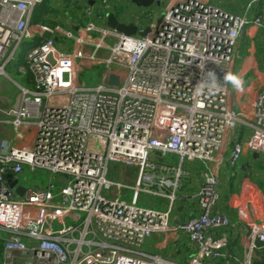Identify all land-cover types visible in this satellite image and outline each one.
Masks as SVG:
<instances>
[{"label":"built area","instance_id":"built-area-1","mask_svg":"<svg viewBox=\"0 0 264 264\" xmlns=\"http://www.w3.org/2000/svg\"><path fill=\"white\" fill-rule=\"evenodd\" d=\"M96 1L102 13H110V0ZM43 2L0 0V76L9 75L20 47L33 42L27 65L18 66L26 82L32 76V86L17 83L14 103L0 97V127L14 133L0 138L2 264H181L143 250L148 237L167 232H183L195 246L186 264H254L264 248L258 244L264 222L242 218L248 221L243 254L229 250L233 225L216 210L221 200L216 165L236 167L247 149L264 155V90L247 121L234 107L230 88L239 36L250 24L264 26V8L254 17L237 16L204 0H166L160 25L153 10L157 2L142 7L134 22L118 17L138 31L150 29L144 35L100 29L89 21L85 33L75 35L60 25L34 24L33 11ZM85 13L90 20L92 7ZM46 31L74 38L77 47L62 51L54 36L36 41ZM95 31L115 41L108 46L97 41L90 57L105 71L97 85L86 86L78 59ZM104 47L108 53L99 59ZM111 75L118 85L109 83ZM191 163L203 167L193 195L199 213L172 223ZM110 164L137 169L135 183L108 177ZM26 166L61 174L66 182L20 196L8 175L17 179ZM125 188L133 190L132 202L122 198ZM142 192L167 198V209L139 205Z\"/></svg>","mask_w":264,"mask_h":264},{"label":"crops","instance_id":"crops-1","mask_svg":"<svg viewBox=\"0 0 264 264\" xmlns=\"http://www.w3.org/2000/svg\"><path fill=\"white\" fill-rule=\"evenodd\" d=\"M50 10L46 15L40 17L38 21H34L32 15V21L34 24H44L48 27L54 28L59 25L60 20H67L71 26L70 30L75 35L85 33V25L87 22H93L100 29H109L106 24L107 14L101 12V8L96 0H49ZM209 4L218 6L228 13L235 14L237 16H251L258 15L262 8H264V0H256L252 7H249V2L252 0H204ZM111 11L116 13V8L122 9V15L120 18L127 22H134V15L143 10L142 7L137 6L131 0H110ZM92 7L93 17L89 20V17L85 13L87 7ZM61 26V25H60ZM62 27V26H61ZM63 28V27H62ZM50 34L57 40L58 47L63 51H73L77 46L74 42L71 46H61L60 38L63 36L58 31H46L44 34ZM44 34L38 36L36 41L45 37ZM91 39L90 44H85L83 48L84 56L79 58L80 68L82 71L91 70L92 73L95 70L100 69V81L105 71V65H97L98 60L92 59L90 54L94 52L97 41H102L104 45L112 44L115 39L110 36H104L101 31H95L88 35ZM33 42L23 44L18 52L19 60L25 66L27 65L25 60V54L32 46ZM108 53L106 47L100 50L97 55L98 58H104ZM99 58V59H100ZM79 76V72H78ZM80 78V77H79ZM32 76L29 75L28 81L24 80V84H31ZM232 91V103L234 107L242 111L246 115V120H252V103L258 96V94L264 90V26L250 24L240 34L238 44L235 51V59L233 64V79L230 85ZM1 103V101H0ZM240 130L245 131L244 125L240 126ZM250 131V128H249ZM10 133V135H8ZM13 135L12 130L8 127H0V138H10ZM229 148L232 147V143H229ZM227 154V153H226ZM246 159L241 164L233 167L230 172L224 165H216L217 169H220L221 173V200L217 206V211L228 216L232 227L228 229L230 237L229 250L238 256L243 254V244L246 240V230L244 225L249 221H260V210L264 209L263 190L261 185L264 186V155L254 153L247 149L245 151ZM227 156V155H226ZM190 170V175L183 180L180 194L182 195L179 201L175 204V208L172 212V223L186 220L199 213L198 203L193 199V195L198 190L200 183L202 182V170L203 167L199 163H191L187 165ZM129 169V168H128ZM128 169L122 178H116L122 180L128 184L133 185V178L129 176ZM135 169V168H131ZM137 170V169H135ZM235 172V175H232ZM16 176L19 179L20 185L21 176ZM136 180V179H135ZM65 183V176L60 175L58 178V186ZM25 187V186H24ZM37 187V186H35ZM32 187V188H35ZM42 187V186H41ZM45 187V186H43ZM47 187V186H46ZM25 191L31 188L25 187ZM142 192L138 195L137 203L141 206L154 208L158 210H166L169 201L165 197L156 196L155 200H147V203L141 202ZM155 196V195H154ZM133 190L125 188L122 191V198L128 202H132ZM191 197V200L189 199ZM242 218H245L243 220ZM244 221V222H242ZM143 250L153 254H159L164 257L170 258L178 263L186 264L190 256L195 252V246L190 243L187 236L183 232H167V233H154L146 239L143 245ZM4 259V253H3Z\"/></svg>","mask_w":264,"mask_h":264},{"label":"rangeland","instance_id":"rangeland-1","mask_svg":"<svg viewBox=\"0 0 264 264\" xmlns=\"http://www.w3.org/2000/svg\"><path fill=\"white\" fill-rule=\"evenodd\" d=\"M165 2L166 0H162L161 3H156L153 7V10L156 11L157 13V18L159 21V25L161 24V13L164 11V6H165ZM116 15L118 17H120V15H122V9L121 8H116ZM145 18H147L148 16L145 15ZM59 25H61L63 27V29L65 31H70L72 30V26L71 24L67 21V20H60L58 22ZM113 39H115V37H113ZM60 45L61 46H71L74 44L75 40L72 37H67L66 35H63L60 38ZM63 51V50H62ZM66 51V50H65ZM20 64H22L19 60V57L17 59V61H12L10 63V66L7 68L8 71V76H0V97L6 96L7 98L10 99L11 103H14L16 101V97L20 91L17 83L19 84H24V79L22 77V73H20L18 71V66H20ZM100 69L95 70L94 73L91 72V70H87V71H82L79 74L80 79L86 84V86H95L100 82ZM8 129L12 130V128H10L8 126ZM13 132V130H12ZM10 135V133L8 134ZM14 135V133H13ZM227 157V156H226ZM246 159V155L244 154L240 161L238 162L237 165L241 164L242 162H244V160ZM166 160L170 163L173 164H177L178 159L175 156H168L166 157ZM229 171L231 172L233 170V168L230 167V165L228 163H226L225 165ZM128 173L129 176L133 178V184L135 183V179L137 176V170L135 169H128ZM125 174V169L124 167L120 166L119 164H110V168H109V173H108V177L114 178V179H118V178H122L123 175ZM61 174L58 173H53L52 171H49L47 169H42L39 168L36 171H31L29 169L28 166L25 167L24 170V175L21 176V182L24 184L25 187L27 188H32L35 186H48L50 183H54V184H58V178ZM65 182H66V176H65ZM56 191L58 190V188L55 189ZM156 196L154 195H145L142 194L141 196V203H147V200H155ZM73 221L72 220H68V224L72 225ZM4 246V245H3ZM4 247H2L3 249ZM3 263V261H2ZM0 261V264H2Z\"/></svg>","mask_w":264,"mask_h":264},{"label":"water","instance_id":"water-1","mask_svg":"<svg viewBox=\"0 0 264 264\" xmlns=\"http://www.w3.org/2000/svg\"><path fill=\"white\" fill-rule=\"evenodd\" d=\"M139 7H149L152 6L155 2L160 3L158 0H131ZM106 24L109 28L114 29L120 33H123L125 35H131L135 33H139L141 35H144L147 33L150 29H146L144 31H138V25L131 23L127 24L124 22H121L118 18V16L115 13H108L107 14V21ZM45 38H48L50 34L46 33L44 34ZM109 83L118 85L119 84V78L115 75H111L109 77ZM13 174L8 175V181L10 183L11 188H14L16 193L20 196H22L25 192V187L23 185L18 184V180L13 178ZM258 255L255 254V257Z\"/></svg>","mask_w":264,"mask_h":264},{"label":"trees","instance_id":"trees-1","mask_svg":"<svg viewBox=\"0 0 264 264\" xmlns=\"http://www.w3.org/2000/svg\"><path fill=\"white\" fill-rule=\"evenodd\" d=\"M72 1V0H70ZM50 10V1L49 0H44V2L40 5H38L34 11H33V16H34V21H38V19H40V17H43V15H46ZM261 188L263 190V199H264V186L261 185ZM260 220H262V222H264V209L260 210V216L259 218ZM261 241H259V245L262 246V244L264 245V237L260 239ZM3 241L0 240V261L2 263L3 261ZM257 257L255 258V262L254 264H264V248L259 249L257 251Z\"/></svg>","mask_w":264,"mask_h":264}]
</instances>
